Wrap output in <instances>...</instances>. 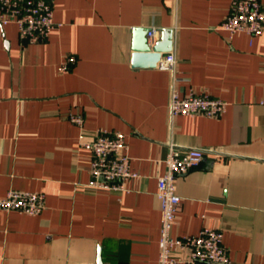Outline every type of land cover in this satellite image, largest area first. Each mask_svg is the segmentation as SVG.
<instances>
[{"label":"crops","instance_id":"obj_1","mask_svg":"<svg viewBox=\"0 0 264 264\" xmlns=\"http://www.w3.org/2000/svg\"><path fill=\"white\" fill-rule=\"evenodd\" d=\"M232 0H52L55 26L22 44L0 25V197L40 191L38 215L0 210V264H158L157 176L169 144L205 152L176 178L175 235L223 231L229 264H264V32L221 29ZM264 7V0H260ZM173 29L175 69L131 64L133 27ZM76 62L59 69L68 56ZM227 101L172 117V89ZM70 113L83 117L82 126ZM97 129L126 134L123 192L89 186Z\"/></svg>","mask_w":264,"mask_h":264},{"label":"built area","instance_id":"obj_2","mask_svg":"<svg viewBox=\"0 0 264 264\" xmlns=\"http://www.w3.org/2000/svg\"><path fill=\"white\" fill-rule=\"evenodd\" d=\"M18 25L22 44L45 41L56 22L52 0H0V25ZM221 29L231 38L237 32H245L252 39L264 32V7L260 0H232L230 9L221 23ZM157 29L147 33L149 43L154 44ZM76 62L71 55L60 65L66 71ZM177 63L174 52L161 54L156 67L173 70ZM264 108V99L259 101ZM227 101L205 92L191 91L185 95L173 88L169 110L172 117L202 114L217 118L227 108ZM69 118L82 126L83 117L70 113ZM82 145L92 153L90 162L91 179L89 186L96 190L123 192L126 182L141 175L133 171L128 154L126 134L119 130L97 129L91 140ZM205 152L201 148H182L169 144L164 159L165 172L157 176L156 196L161 211L158 264H229L228 249L224 245L223 231L204 226L198 234L178 236L173 232L181 197L176 189V178L199 165ZM45 208V195L40 191L9 189L0 197V210L20 211L38 215Z\"/></svg>","mask_w":264,"mask_h":264},{"label":"water","instance_id":"obj_3","mask_svg":"<svg viewBox=\"0 0 264 264\" xmlns=\"http://www.w3.org/2000/svg\"><path fill=\"white\" fill-rule=\"evenodd\" d=\"M147 27H133L132 58L131 64L134 67H156L161 54L173 49V29L163 28L161 37L154 44L149 43ZM97 264H102L101 253L98 256Z\"/></svg>","mask_w":264,"mask_h":264}]
</instances>
